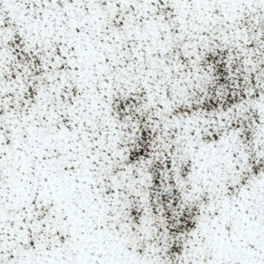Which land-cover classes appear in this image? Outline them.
<instances>
[{"label": "snow or ice", "instance_id": "6c2138e0", "mask_svg": "<svg viewBox=\"0 0 264 264\" xmlns=\"http://www.w3.org/2000/svg\"><path fill=\"white\" fill-rule=\"evenodd\" d=\"M0 264H264V0H0Z\"/></svg>", "mask_w": 264, "mask_h": 264}]
</instances>
